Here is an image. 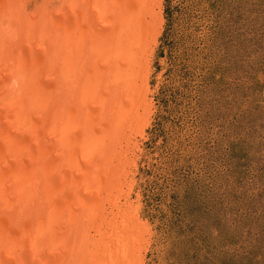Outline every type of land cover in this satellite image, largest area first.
Here are the masks:
<instances>
[{
    "label": "rangeland",
    "instance_id": "374dc122",
    "mask_svg": "<svg viewBox=\"0 0 264 264\" xmlns=\"http://www.w3.org/2000/svg\"><path fill=\"white\" fill-rule=\"evenodd\" d=\"M157 1L149 48L142 49L145 69L139 77L131 73L148 110L124 129L123 169L109 192L99 189L97 201L85 199L77 212L75 197L87 194L69 196L72 208L66 198L60 205L48 198L47 208L57 206L52 225L64 222L66 212L92 215L100 203L107 213L99 222L105 234L119 237L123 264H264V0ZM90 2L98 8V0ZM84 41L83 58L91 54ZM94 54L91 71L99 65ZM64 135L57 137L62 150L55 163L62 193L78 179L90 180L78 154L79 174L66 173ZM56 259L69 262L61 253Z\"/></svg>",
    "mask_w": 264,
    "mask_h": 264
},
{
    "label": "bare ground",
    "instance_id": "6f19581e",
    "mask_svg": "<svg viewBox=\"0 0 264 264\" xmlns=\"http://www.w3.org/2000/svg\"><path fill=\"white\" fill-rule=\"evenodd\" d=\"M90 1L0 0V264H59L58 253L68 264H121L124 260L119 258V237L115 231L105 234L104 222H99L107 213L105 204L98 203L97 212L83 217L66 212L58 227L57 222L52 225L57 206L47 208L48 198L55 205L66 198V206H74L77 212L86 200L97 201L99 189L109 192L124 166V129L141 118L140 109L148 110L144 89L137 90L132 75L139 77L145 69L142 49L149 48L152 19H158L153 4L158 1L98 0V8ZM82 40L86 53H91L83 54L85 58ZM93 53L99 65L91 71L88 62ZM62 135L66 173L77 169L73 156L78 154L80 167L88 164L84 172L90 178L78 179L75 185L67 179L75 190L72 186L65 193L61 192L64 183L60 185L55 177L60 156L56 153L62 150L57 137ZM76 190L87 195L77 198ZM69 196L78 204L71 202V206ZM125 224L139 232L138 225Z\"/></svg>",
    "mask_w": 264,
    "mask_h": 264
}]
</instances>
